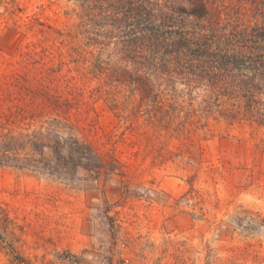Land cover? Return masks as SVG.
<instances>
[{
    "label": "rangeland",
    "instance_id": "obj_1",
    "mask_svg": "<svg viewBox=\"0 0 264 264\" xmlns=\"http://www.w3.org/2000/svg\"><path fill=\"white\" fill-rule=\"evenodd\" d=\"M73 5L0 0V264H264V130L140 134L137 97L87 82ZM70 135L122 166L41 171L38 137Z\"/></svg>",
    "mask_w": 264,
    "mask_h": 264
},
{
    "label": "trees",
    "instance_id": "obj_2",
    "mask_svg": "<svg viewBox=\"0 0 264 264\" xmlns=\"http://www.w3.org/2000/svg\"><path fill=\"white\" fill-rule=\"evenodd\" d=\"M231 3L75 0L72 14L83 39L73 54L85 63L87 82L122 89L112 94L115 103L125 91L131 96L123 102L138 98L137 116L144 119L138 132L145 136L183 133L198 119L264 130V0ZM110 161L107 168L98 145L81 137H38L41 171L122 166L117 154Z\"/></svg>",
    "mask_w": 264,
    "mask_h": 264
}]
</instances>
